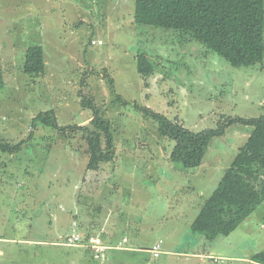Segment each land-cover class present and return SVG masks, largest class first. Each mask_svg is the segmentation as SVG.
<instances>
[{
  "label": "rangeland",
  "instance_id": "374dc122",
  "mask_svg": "<svg viewBox=\"0 0 264 264\" xmlns=\"http://www.w3.org/2000/svg\"><path fill=\"white\" fill-rule=\"evenodd\" d=\"M134 9L135 0H0V143L25 144L0 152V264H258L264 253V203L229 236L191 230L253 128L227 126L188 169L171 161L175 141L144 111L194 133L262 117L264 60L233 67L190 37L138 26ZM32 46L44 50L40 77L22 70ZM141 54L154 65L149 77L138 71ZM84 98L111 123L116 147L98 172L87 170L80 133L63 140L34 124L54 112L61 127L89 125ZM72 234L84 246L61 245ZM94 237L110 247L101 259L88 248Z\"/></svg>",
  "mask_w": 264,
  "mask_h": 264
},
{
  "label": "trees",
  "instance_id": "16d2710c",
  "mask_svg": "<svg viewBox=\"0 0 264 264\" xmlns=\"http://www.w3.org/2000/svg\"><path fill=\"white\" fill-rule=\"evenodd\" d=\"M134 22L138 26L172 30L190 37L233 67H251L264 60V0H135ZM91 44L98 46L93 45V40ZM137 62L142 76L154 74V65L145 54H141ZM22 70L30 77L45 74L42 47L32 46L27 50ZM4 84V72L0 68V89ZM82 105L94 109L95 117L89 125L61 127L54 112L39 114L34 124L58 130L63 140L80 133L88 145L87 170L98 172L103 163L116 157L112 126L99 115L94 100L84 98ZM144 111L157 125L159 135L175 141L171 161L188 169L203 164L211 142L223 137L227 126L240 123L253 128L218 188L191 225L194 233L211 241L237 231L264 203V116L228 119L217 129L194 133L178 119L170 120L148 109ZM24 145L23 142L0 143V152L15 155ZM254 259L264 264V253Z\"/></svg>",
  "mask_w": 264,
  "mask_h": 264
},
{
  "label": "built area",
  "instance_id": "2783aa9c",
  "mask_svg": "<svg viewBox=\"0 0 264 264\" xmlns=\"http://www.w3.org/2000/svg\"><path fill=\"white\" fill-rule=\"evenodd\" d=\"M103 44L102 41H93V45H98L101 46ZM128 242V240L126 238H124L121 242H119V246L118 247H113V249L116 250H121L124 248V246L126 245V243ZM61 245H66V246H84L82 244V239L79 235H68L66 236V238L64 239V242ZM88 248L91 249L92 251H94L95 257L96 258H103L104 257V253L107 249H109L110 247L103 245L100 240L97 237L91 238L89 240V245ZM161 244L157 243L156 245H154V247L150 250V253L153 254V256L155 258H158L161 254Z\"/></svg>",
  "mask_w": 264,
  "mask_h": 264
},
{
  "label": "crops",
  "instance_id": "0c3cea01",
  "mask_svg": "<svg viewBox=\"0 0 264 264\" xmlns=\"http://www.w3.org/2000/svg\"><path fill=\"white\" fill-rule=\"evenodd\" d=\"M244 224H246V222H245ZM244 224H242V225H244ZM124 238H126V237H123V239H124ZM120 242H121V241H120ZM258 264H259V263H258Z\"/></svg>",
  "mask_w": 264,
  "mask_h": 264
}]
</instances>
